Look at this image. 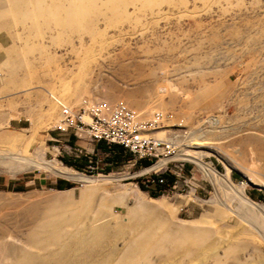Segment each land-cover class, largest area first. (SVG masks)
I'll return each mask as SVG.
<instances>
[{
	"label": "rangeland",
	"instance_id": "obj_1",
	"mask_svg": "<svg viewBox=\"0 0 264 264\" xmlns=\"http://www.w3.org/2000/svg\"><path fill=\"white\" fill-rule=\"evenodd\" d=\"M22 1L0 0V264H120L136 223L159 245L130 264H264V0ZM83 99L183 120L158 130L188 154L175 188L152 197L123 149L64 164L47 134Z\"/></svg>",
	"mask_w": 264,
	"mask_h": 264
},
{
	"label": "built area",
	"instance_id": "obj_2",
	"mask_svg": "<svg viewBox=\"0 0 264 264\" xmlns=\"http://www.w3.org/2000/svg\"><path fill=\"white\" fill-rule=\"evenodd\" d=\"M183 126V120H176L171 113L159 111L143 118L123 102L112 105L83 99L76 108L62 107L53 130L60 134L71 133L78 139L119 146L131 155L132 165L149 162L141 170V175H147L142 186L149 192L163 194L175 188L174 180L183 177L188 154L183 150L185 145L176 138L158 137L156 132ZM174 163H179V167ZM156 165V170L146 171ZM170 179L173 180L171 185L168 184Z\"/></svg>",
	"mask_w": 264,
	"mask_h": 264
},
{
	"label": "bare ground",
	"instance_id": "obj_3",
	"mask_svg": "<svg viewBox=\"0 0 264 264\" xmlns=\"http://www.w3.org/2000/svg\"><path fill=\"white\" fill-rule=\"evenodd\" d=\"M111 1L112 0H108L109 3ZM123 6L126 8L127 5L124 4V3H122L121 4V7H120V12H123V11H121L122 8H123ZM156 112H159V111H156ZM139 113L142 114L143 112H139ZM152 113H154V112H152ZM151 114H149V115H151ZM56 122H57V120H56ZM158 133L159 132L156 133V136H159L160 135V133L159 134ZM198 164L201 167H203L202 163H199L198 162ZM44 165H45L44 167L46 168L47 167L46 165H48V164H44ZM52 167H53V169L56 170V172L58 171V169H56V167H54V166H52ZM157 168H158V165H156L154 167H151V168H148V169H146V171L156 170ZM67 177H69L70 179H72L74 181H80V182H86V183H91V182H93L95 180L93 177L86 176V175H82V174H69V175H67ZM159 208H161L162 210L170 209V207L166 203H164L163 201H160L158 203L157 202H143L142 205H141V207L139 208V210L142 213H144V214L145 213L146 214H150V213H153V211H157V209H159ZM135 212H136V214L141 213V212L138 211V209H135ZM105 222H107V221H105ZM132 225L133 226L131 227V230L135 229L138 232L136 234H133L132 237H130L128 246L126 244L127 248H126L124 254H122V256L120 258V264H130L132 262L133 258H134L133 257L131 259L130 257L133 254L135 255L139 251V249L140 248H143L144 246L157 247L159 245L158 240H156L155 237H152V232H150V235L151 236L147 233V230L146 229H147V227H148L149 224L146 225V223H143L141 225V229L140 230H139V226H140L139 223L132 224ZM105 228H106V226H101L99 229L92 230V234H96V236L98 237L99 234H101L100 233L101 230H104ZM209 235H210L209 232L198 233L195 236V238H194L195 239V242H202L203 240H206V238ZM187 240H184L183 239V236L177 237V234H175V235L174 234H171V236H169V235L167 236V244L166 245H168V244L170 246L172 245V247H171L172 248V251L179 250V248H182V245L178 241H180V242L186 241V243H187ZM80 243H82V242H80ZM195 244H196L195 246L199 245L197 243H195ZM192 250L194 251V249H191V252H192V255H193V251ZM140 252H142V250H140L139 253ZM215 261H216V263L218 262L217 260H215ZM40 264H44V261H42V263H40ZM47 264H55V263H52V261H50Z\"/></svg>",
	"mask_w": 264,
	"mask_h": 264
},
{
	"label": "crops",
	"instance_id": "obj_4",
	"mask_svg": "<svg viewBox=\"0 0 264 264\" xmlns=\"http://www.w3.org/2000/svg\"><path fill=\"white\" fill-rule=\"evenodd\" d=\"M48 1L53 3V6H57L56 4L63 3V1H52V0H48ZM22 2L40 3V2H36L35 0H25ZM58 8L59 7H57V8L54 7L53 9L47 8L44 12H40L39 9L40 10H42V9L39 8V6H38L36 8L38 12L37 13L35 12V14L36 15H42V16L44 15V16H46V18L54 20L56 23V28H58L62 24V21L55 18V16H58L59 14H61L60 10H61V12L63 11L62 8H60V9H58ZM56 10H58V11L56 12ZM22 13L25 16H28V15L30 16V14H32L33 12H30V10L28 8H25ZM19 121L20 120H18V122ZM47 123H48V121H47ZM54 124H55V122H54ZM54 124L52 125V128H53ZM65 135H68L69 138H67V139L63 138V137H65ZM46 140L51 143L52 149H57L58 153H59L58 148H60L59 144H61L62 140L65 141L67 147H70L74 151L73 156H71V158H67V160L74 162L78 166H81V168H79L77 170H82L83 166L85 168H87L90 165L93 157H95L98 152H103L106 156L112 157L113 154L116 152V150L119 149V147L116 145L109 146V145L105 144L104 142H91L88 139H84V138L83 139H77L74 136H70L69 134H60V133L54 131L53 129L50 130V133L47 134ZM63 159H66V158H63ZM69 167H71L73 169L76 168L74 166H69Z\"/></svg>",
	"mask_w": 264,
	"mask_h": 264
},
{
	"label": "trees",
	"instance_id": "obj_5",
	"mask_svg": "<svg viewBox=\"0 0 264 264\" xmlns=\"http://www.w3.org/2000/svg\"><path fill=\"white\" fill-rule=\"evenodd\" d=\"M121 150H122V148L120 147L117 151L118 152H121ZM123 151L124 152H126L124 149H123ZM116 153V152H115ZM129 154V153H128ZM130 155V154H129ZM112 158H114L115 160L117 159V156H116V154H114L113 156H112ZM63 161V163L64 164H66L67 166H74V167H76L75 169L77 170V169H79V168H81V166H78L77 164H75L74 162H71V161H69V160H67V159H63L62 160ZM150 163L149 162H147V161H142V162H140V165H142V166H148ZM141 188L144 190L145 188L143 187V186H141ZM150 195L152 196V197H156V196H158V194L157 193H155V192H150Z\"/></svg>",
	"mask_w": 264,
	"mask_h": 264
}]
</instances>
